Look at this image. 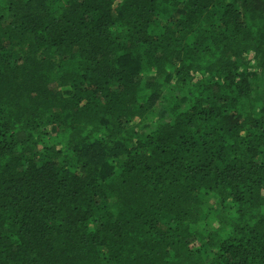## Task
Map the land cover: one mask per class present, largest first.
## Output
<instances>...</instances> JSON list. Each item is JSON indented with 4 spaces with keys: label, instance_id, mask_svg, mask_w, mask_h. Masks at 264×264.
<instances>
[{
    "label": "trees",
    "instance_id": "1",
    "mask_svg": "<svg viewBox=\"0 0 264 264\" xmlns=\"http://www.w3.org/2000/svg\"><path fill=\"white\" fill-rule=\"evenodd\" d=\"M0 264H264V0H0Z\"/></svg>",
    "mask_w": 264,
    "mask_h": 264
},
{
    "label": "rangeland",
    "instance_id": "2",
    "mask_svg": "<svg viewBox=\"0 0 264 264\" xmlns=\"http://www.w3.org/2000/svg\"><path fill=\"white\" fill-rule=\"evenodd\" d=\"M209 200V202H207L206 204H207V206L208 207H210V205H213V203H214V199H208Z\"/></svg>",
    "mask_w": 264,
    "mask_h": 264
}]
</instances>
